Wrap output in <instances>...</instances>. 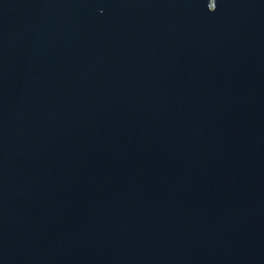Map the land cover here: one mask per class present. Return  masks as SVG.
<instances>
[{
	"label": "water",
	"instance_id": "obj_1",
	"mask_svg": "<svg viewBox=\"0 0 264 264\" xmlns=\"http://www.w3.org/2000/svg\"><path fill=\"white\" fill-rule=\"evenodd\" d=\"M0 264H264V0H0Z\"/></svg>",
	"mask_w": 264,
	"mask_h": 264
},
{
	"label": "clouds",
	"instance_id": "obj_2",
	"mask_svg": "<svg viewBox=\"0 0 264 264\" xmlns=\"http://www.w3.org/2000/svg\"><path fill=\"white\" fill-rule=\"evenodd\" d=\"M215 4H216V3H215ZM208 9H209V7H208ZM215 9H216V7H215ZM215 9H213V10H210V9H209V11H215Z\"/></svg>",
	"mask_w": 264,
	"mask_h": 264
}]
</instances>
